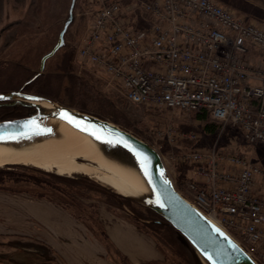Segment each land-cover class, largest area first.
Instances as JSON below:
<instances>
[{
  "label": "built area",
  "instance_id": "built-area-1",
  "mask_svg": "<svg viewBox=\"0 0 264 264\" xmlns=\"http://www.w3.org/2000/svg\"><path fill=\"white\" fill-rule=\"evenodd\" d=\"M85 1L92 11L80 66L103 73L135 106L160 114L205 110L222 131L239 130L248 144L264 146V62L250 58L252 48L264 56L263 26L215 0ZM154 135L166 166L187 167L182 188L170 172L180 194L264 264V168L224 148L220 137L206 150H180L201 134L167 126Z\"/></svg>",
  "mask_w": 264,
  "mask_h": 264
},
{
  "label": "rangeland",
  "instance_id": "rangeland-1",
  "mask_svg": "<svg viewBox=\"0 0 264 264\" xmlns=\"http://www.w3.org/2000/svg\"><path fill=\"white\" fill-rule=\"evenodd\" d=\"M122 1L126 4L131 2L134 5H138L137 0ZM70 3L71 0H34L32 5L28 8L25 17L17 24H14L13 28H11L12 30L10 29V31L6 32V38L3 35V39L0 40V94L15 91L32 94L31 92H24L23 86L32 75L39 72L42 57L55 46L59 33L67 18ZM87 6L92 8L85 0H76V7L74 10L75 18L66 35L65 46L46 62L45 70L41 74H48L54 78H58L59 76L62 77V75L66 76L67 74V76H69V74H74L87 81V83L94 88L96 96L103 97L118 111H121L129 118V132L153 146L158 147L154 130L160 127L172 126L178 132L183 133L192 130L201 134V138L197 142H183L180 146V150H206L213 144L217 137H220V143L224 148L244 154L248 159L264 168V146L260 144H248L239 130L227 128L222 131L221 128H219L213 133L206 134L204 127L206 123L198 119L195 114H180L174 111H163L160 114L147 111L144 108H140L128 102L124 98L119 87L111 83L103 73H95L86 67L80 66L76 61L77 50L91 20L92 9L87 10ZM251 50L253 53L260 54L259 50L255 48ZM62 83L67 86L68 79H62ZM65 95L66 93L63 88L60 96L64 97ZM13 108L17 109V111L12 114L4 112L6 111L5 109L10 108H2V110H0V119H4L6 118L5 116L10 115L17 116L21 112H23L24 117L32 111V109L20 105L13 106ZM220 132H222V134ZM165 141H163L162 152L166 155L170 146L168 145L169 143ZM78 161L92 168L85 173L76 172L69 175H61L57 173L55 168L46 170H49L47 172L56 173L70 180H63L61 183L63 189L71 191L70 198L64 195L59 196L60 200L58 201L61 203L59 205L65 206L69 208V210L71 209L80 219L87 221L85 222L87 228L95 235L96 239L105 246L107 254L98 243L96 245L88 244V252L83 253L85 255L81 257L80 261L77 258L70 257L69 254V258L65 257L66 255L58 256L57 254L61 253V248L55 245L52 246L53 248L49 247L51 256L53 255L50 259V264H131L117 252L115 247L112 245L109 247L106 244V240L102 235V231L104 230L99 221L98 210L107 208L108 211L112 213L108 212L110 215L117 218L122 217L127 220L128 208L140 211L144 215H149L146 210L147 208L145 209V207L132 200L130 201L133 203V208L131 204L128 206L126 205L128 208H123V200L127 198L116 192L111 185L103 182L107 179V174L110 173L106 169L98 168L88 161L80 159ZM28 165L32 166L30 164ZM8 166L15 165L8 164L0 168H6ZM167 166L171 174L177 180L178 187L182 188L187 167L176 166L169 162H167ZM24 171L25 170H20V172ZM36 190V192H45L41 189ZM0 191L8 192L15 196V198L22 193H28L35 199H43L36 195L34 196V194L30 192L32 190L14 192L1 188ZM15 205L21 206L20 203H15ZM1 206L8 212L9 204L7 201L5 202L2 200ZM6 219L7 218L3 215L1 220L3 221V230L9 227V225L5 223ZM8 219L7 222H9ZM21 229L22 228H20V230ZM81 229L85 232L87 231L84 227H81ZM139 229L145 234H149V238L151 240L153 239L152 242L158 250V257H160L161 262H155L153 264H200L196 253L193 249L186 247L179 240L177 232L171 235L169 233L170 231L164 227L161 228L162 233L158 231L155 232V229L150 224L141 226ZM38 236H40V234H38ZM21 237L22 235L19 236V238ZM82 237H84V235ZM35 241L38 242V244L35 243L33 247L34 253L36 254L29 256V247L24 244L25 240L22 238L19 239L16 247L18 251L12 256V264H45L48 260L42 257V246L39 244L41 240ZM2 242L8 243V237L6 236V238H3ZM86 242L87 239H84L83 243ZM92 243L94 242L92 241ZM3 248L5 247L3 246ZM81 248L83 249V247ZM2 259L3 261L1 264H9V253L6 254L3 251Z\"/></svg>",
  "mask_w": 264,
  "mask_h": 264
},
{
  "label": "water",
  "instance_id": "water-1",
  "mask_svg": "<svg viewBox=\"0 0 264 264\" xmlns=\"http://www.w3.org/2000/svg\"><path fill=\"white\" fill-rule=\"evenodd\" d=\"M75 5L76 0H71L68 16L55 46L42 57L36 76L26 83L43 73L46 62L65 46L66 35L75 18ZM37 100L46 101L51 107L35 103ZM3 105L25 106L32 111L24 117L0 121V143H43L48 141L45 139H64L61 125L53 120L65 123L90 137L104 157L142 180L147 189L145 192L123 197L160 216L165 225L177 232L179 240L193 249L200 264H258L232 236L210 221L176 190L160 154L147 141L110 120L41 96L21 91L2 93L0 106ZM62 113H67L74 122L63 118Z\"/></svg>",
  "mask_w": 264,
  "mask_h": 264
},
{
  "label": "crops",
  "instance_id": "crops-1",
  "mask_svg": "<svg viewBox=\"0 0 264 264\" xmlns=\"http://www.w3.org/2000/svg\"><path fill=\"white\" fill-rule=\"evenodd\" d=\"M215 1L229 8L236 15L243 17L245 21L264 27V0ZM33 2L34 0H0V40L3 39L7 31L13 28L14 24L25 17ZM123 4L131 6L132 3ZM139 12L138 8L135 9V14H139ZM259 52L258 55L251 50L250 58L256 63H263L264 56L261 51ZM2 200L8 202V212L1 206ZM15 203H20L21 206H17ZM108 212L107 208L99 209V221L106 237L119 254L131 264L161 262L160 257H158V250L152 242L153 239L149 238V234H145L128 220L122 217H114L109 214L111 212ZM3 215L7 219L9 218V222L7 219L5 220V223L9 225L8 229L5 230H3V221H1ZM85 222L87 221L80 219L71 209L69 210V208L56 202L47 199H35L28 193H22L15 198L8 192L0 191V264L3 261V251L6 254L9 253V264H12V256L17 253L16 247L21 238L25 240L24 244L29 247V256L36 254L33 247L38 242L35 240H41L39 244L42 246V257L48 260L45 264H50L53 255L51 256L49 247L53 248L52 246L55 245L61 248V253L57 254L58 256L66 255L67 258L70 256L80 261L81 257L85 255L83 253L88 252V244L96 245L98 243L107 254L105 246L89 231ZM81 227L87 231H83ZM20 228L22 229L20 230ZM21 235L22 237L19 238ZM83 235L84 237H82ZM6 236L9 242L3 243L2 239ZM84 239H87L86 243H83Z\"/></svg>",
  "mask_w": 264,
  "mask_h": 264
},
{
  "label": "trees",
  "instance_id": "trees-1",
  "mask_svg": "<svg viewBox=\"0 0 264 264\" xmlns=\"http://www.w3.org/2000/svg\"><path fill=\"white\" fill-rule=\"evenodd\" d=\"M86 9L89 10L92 8L88 7ZM36 74L32 75L27 81L31 80ZM67 75L54 78L48 74H40L31 82L25 83L23 86V91L31 92L33 95L35 94L37 96L51 99L52 101L60 103L61 105L78 109L82 112L90 113L100 118L108 119L111 122L130 131L129 118L126 115H124L121 111H118L103 97L96 96L94 88L91 87L87 81L74 74H69V76ZM62 79H68L67 86L62 83ZM63 88L66 95L61 97L60 93L63 91ZM5 110V113L8 112L10 114L17 111L15 108ZM195 116L206 123L204 126L206 131L204 132L206 134L213 133L221 127V125L217 122L210 120L205 110L196 113ZM5 117L6 118L4 119H0V121L23 117V112L19 113L17 116L10 115ZM19 169L25 171L20 172ZM63 180L70 181L64 176L53 172H47L29 165L15 164V166L0 168V189H7L14 192L32 190L30 192L34 194V196L36 195L39 198L47 199L58 204H61L60 201H58L60 200L59 196L64 195L70 198L71 195L70 190H65L61 187ZM36 189H41L45 192H36ZM123 201L125 204H123V208H128L127 206L129 204H131V206L133 205L129 199H124ZM146 210L149 215H144L140 211L128 208L127 220L137 228L150 224L155 229V232L158 231L162 233L161 228L164 227L170 231L169 233L171 235L176 233L172 227L165 225L162 222L163 220L160 216L149 209ZM102 235L106 240V244L111 247V244L104 231H102Z\"/></svg>",
  "mask_w": 264,
  "mask_h": 264
},
{
  "label": "bare ground",
  "instance_id": "bare-ground-1",
  "mask_svg": "<svg viewBox=\"0 0 264 264\" xmlns=\"http://www.w3.org/2000/svg\"><path fill=\"white\" fill-rule=\"evenodd\" d=\"M35 103L51 107L46 101L37 100ZM53 122L61 125L65 133L64 139H45L48 141L43 143H0V167L8 164H30L45 171L55 168L57 173L69 175L76 172L85 173L92 168L78 161L81 159L106 169L110 174H107V179L103 182L111 185L122 196L147 190L138 176L104 157L90 137L65 123L56 120Z\"/></svg>",
  "mask_w": 264,
  "mask_h": 264
},
{
  "label": "snow or ice",
  "instance_id": "snow-or-ice-1",
  "mask_svg": "<svg viewBox=\"0 0 264 264\" xmlns=\"http://www.w3.org/2000/svg\"><path fill=\"white\" fill-rule=\"evenodd\" d=\"M62 116L65 119H69L70 122H74V121H72V118L67 113H62ZM33 123H35V122L33 121ZM77 126H79V125H77ZM97 138L99 139V137H97Z\"/></svg>",
  "mask_w": 264,
  "mask_h": 264
},
{
  "label": "flooded vegetation",
  "instance_id": "flooded-vegetation-1",
  "mask_svg": "<svg viewBox=\"0 0 264 264\" xmlns=\"http://www.w3.org/2000/svg\"><path fill=\"white\" fill-rule=\"evenodd\" d=\"M2 108H13V106H0V109H2Z\"/></svg>",
  "mask_w": 264,
  "mask_h": 264
}]
</instances>
